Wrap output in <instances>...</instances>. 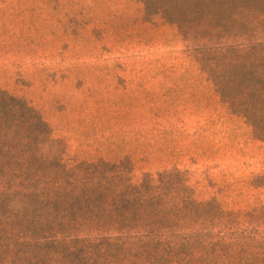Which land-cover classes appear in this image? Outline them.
Returning a JSON list of instances; mask_svg holds the SVG:
<instances>
[{"label": "rangeland", "instance_id": "rangeland-1", "mask_svg": "<svg viewBox=\"0 0 264 264\" xmlns=\"http://www.w3.org/2000/svg\"><path fill=\"white\" fill-rule=\"evenodd\" d=\"M0 264H264V0H0Z\"/></svg>", "mask_w": 264, "mask_h": 264}]
</instances>
